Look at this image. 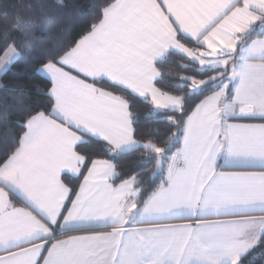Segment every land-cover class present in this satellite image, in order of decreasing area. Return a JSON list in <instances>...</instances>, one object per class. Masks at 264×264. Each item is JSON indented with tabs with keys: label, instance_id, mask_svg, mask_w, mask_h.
I'll return each mask as SVG.
<instances>
[{
	"label": "snow or ice",
	"instance_id": "1",
	"mask_svg": "<svg viewBox=\"0 0 264 264\" xmlns=\"http://www.w3.org/2000/svg\"><path fill=\"white\" fill-rule=\"evenodd\" d=\"M69 7L0 0V264L264 262V0Z\"/></svg>",
	"mask_w": 264,
	"mask_h": 264
},
{
	"label": "trees",
	"instance_id": "2",
	"mask_svg": "<svg viewBox=\"0 0 264 264\" xmlns=\"http://www.w3.org/2000/svg\"><path fill=\"white\" fill-rule=\"evenodd\" d=\"M65 3H67L70 7L66 11H72L71 6H76L77 10L82 13H87L88 7L91 4H97L101 5L103 3V0H65ZM83 21L77 20L75 23L72 24L71 28L69 29V35L65 36V40H70L73 36H75L79 31L82 30ZM13 72L19 73L18 76H14ZM31 72L30 70H25L23 68L22 62L16 66L13 67L12 71L8 72L7 74H1L0 76V83L4 84H12L16 82H24L28 80L30 77ZM104 87H108L107 84L103 85ZM136 113L138 114L140 118V122L143 124L147 121L146 113L148 112V107L143 104H137ZM15 119V118H13ZM93 156V159H107L108 156L105 155V153L101 150L99 145H94L91 149ZM136 155H139L138 153ZM134 165L124 163L123 167L125 171L129 170ZM73 186L77 187L78 179H73L72 181ZM258 264H264V262H259Z\"/></svg>",
	"mask_w": 264,
	"mask_h": 264
},
{
	"label": "crops",
	"instance_id": "3",
	"mask_svg": "<svg viewBox=\"0 0 264 264\" xmlns=\"http://www.w3.org/2000/svg\"><path fill=\"white\" fill-rule=\"evenodd\" d=\"M0 76H1V74H0ZM237 122H241V123H254V124H260V123H264V120H260V119H253V120H243V121H237ZM219 164L221 165V166H223V161H219ZM219 170H229V169H227V168H224V167H222L221 169H219ZM75 180H76V178H74ZM79 180H78V184H77V189H78V186H79ZM18 206H19V204H18ZM179 222V221H178Z\"/></svg>",
	"mask_w": 264,
	"mask_h": 264
}]
</instances>
